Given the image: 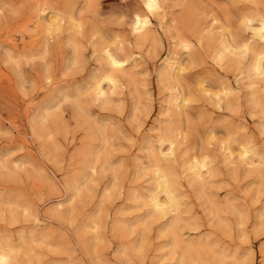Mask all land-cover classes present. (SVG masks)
Returning a JSON list of instances; mask_svg holds the SVG:
<instances>
[{
	"label": "rangeland",
	"instance_id": "rangeland-1",
	"mask_svg": "<svg viewBox=\"0 0 264 264\" xmlns=\"http://www.w3.org/2000/svg\"><path fill=\"white\" fill-rule=\"evenodd\" d=\"M163 1L138 40L144 0H0V245L17 250L14 264H264V85H250L252 53L241 52L264 49L253 37L264 0ZM108 49L124 73L94 100ZM167 61H181L178 79ZM225 88L231 103L217 106ZM173 135L175 229L174 212L148 207L150 156ZM193 157L210 162L202 184Z\"/></svg>",
	"mask_w": 264,
	"mask_h": 264
},
{
	"label": "bare ground",
	"instance_id": "bare-ground-1",
	"mask_svg": "<svg viewBox=\"0 0 264 264\" xmlns=\"http://www.w3.org/2000/svg\"><path fill=\"white\" fill-rule=\"evenodd\" d=\"M143 3H144L145 12L143 15L142 14L135 15L134 20H133V25H132V31L137 36L138 40H142V39H144V37L149 35V30H150L149 27L151 24V17L161 15V13L164 11L165 5H166L163 0H144ZM71 17H72V15H71ZM246 17H244L242 19V22L247 23L246 25H248V23L251 22V18L249 19ZM58 20H57L56 16L52 15L49 18L50 27H55V29H56V27H57L56 22L58 23ZM255 21H256V19H255ZM257 25H258V27L254 31L253 37L257 38L259 41H264V16H261L258 19ZM58 28H57V30H58ZM252 29H253V26H252ZM50 32H52V30H50ZM180 43H181V45H182L181 47H183V49L190 50L189 43L184 41V39L180 40ZM221 48H222V50H221V53H219L220 55L218 57L220 61L224 58V55H221V54H225V52H229V47H227V45L222 46ZM241 49H242L241 52H242L243 56L247 55L248 53H252L251 60L249 63V70L253 76L254 81L251 82L250 85L253 87V85L256 84V82H255L256 80H260V82L264 85V49L260 48L259 50H256L251 46L250 43L242 44ZM239 53H240V51H239ZM103 60L105 61L104 63H105L106 69L97 73V75L95 74V76L93 77L92 82L89 86V89H87V91L89 90L88 91L89 95L91 94V96H93L95 98L94 100H98V99L99 100L100 99L106 100L107 99V93H106V90L104 89L103 85H107L108 87H111L112 89L118 88L119 82H118L117 75L118 74L123 75V73H124L123 67L127 62V59L120 58L114 52H109V49H108V51H106L105 58ZM165 67L170 69V71L173 74L172 76L174 78H176L178 76V74L181 71H183L181 61L180 62L177 61L175 63L167 61L165 64ZM164 74H165V72H164ZM177 79H178V77H177ZM199 86H200L201 92L203 94L207 92L206 87H205L206 90H204L202 84H200ZM87 91H86V93H88ZM112 91H114V90H112ZM115 91H116V89H115ZM231 94H232L231 91L225 88V89H222L221 92L214 94L212 98H213V100H215V104L217 106H220L221 103H224V102L226 103V100H227L226 105L229 106L231 103V101L229 100V97ZM108 96H110V95H108ZM76 97H77V95H76ZM254 97H256V96L254 95ZM173 101H174V105H175L174 109L176 108L179 112H181L182 109H184L186 107L187 99L184 96H182V98L175 97ZM259 103H261V102H259ZM262 106H264V105H261L260 107H262ZM77 108H78V106H77ZM47 117H48V115H47ZM97 132H98V134H100V137L102 140V146L104 148L108 144V142H107L108 138L106 136V130L103 128V126L102 127L97 126ZM175 136L176 135H173L171 137L172 139H170V137L160 138L159 150H158L157 155L152 153L150 156L151 157V166H150L151 170L150 171L152 174V179H153L155 187H154L153 192L148 196V207L151 210V212H150L151 214H159V215L164 216V215H167V213H171V212L175 213V217H173V219L170 223L171 228L174 227V229H175L176 225L178 224V221L181 220L180 216L178 215L180 203L178 201L179 199L177 198V193H176V181H175V177H174L172 171L169 168L171 161H173L174 146H175V140H176ZM164 142H168V144L170 146L168 148V151L165 153H163V151L161 150V143H164ZM176 142H177V140H176ZM225 152L227 153V158H229V159H232L235 156L234 152L231 150L230 146H227V148H225ZM255 155H256L255 152L251 148H246L245 146H241L239 148L237 157L240 158L246 166H251L253 163L252 157H254ZM92 158H93V156H92ZM96 159H97V157H96ZM89 166H91V165H89ZM189 170H191V173H192V179L191 180L193 182H198L200 184H202V180H204L203 179L204 175H206V174H209L210 176L212 175L210 162L207 160L206 157L201 158V159H197V158L193 157L191 162H190ZM177 191H178V188H177ZM161 194L163 195L162 198L160 197ZM135 199H136V197H135ZM15 203H16V201H15ZM189 248H190L189 246H186V251H185L186 253L188 252ZM16 254H17L16 249H14L8 245H0V264H14L13 262L16 261V260H14L15 257L17 256Z\"/></svg>",
	"mask_w": 264,
	"mask_h": 264
}]
</instances>
